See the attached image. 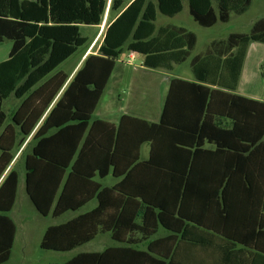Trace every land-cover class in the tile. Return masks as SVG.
<instances>
[{"label":"trees","instance_id":"1","mask_svg":"<svg viewBox=\"0 0 264 264\" xmlns=\"http://www.w3.org/2000/svg\"><path fill=\"white\" fill-rule=\"evenodd\" d=\"M250 3L187 0L203 27ZM182 9L183 0H0V42L11 41L0 61V264L16 232L7 213L18 170L9 165L29 135L24 185L39 214L59 217L97 202L48 225L39 246L70 251L101 232L116 243L60 264H264V101L234 93L248 46L264 43V17L190 57L194 32L155 25L157 11L172 17ZM106 10L96 53L69 77L59 66L87 43L80 26L106 21ZM125 50L152 69L190 58L194 80L170 79L158 122L128 114L116 125L92 121ZM11 96L20 102L8 113ZM109 174L116 182L105 185Z\"/></svg>","mask_w":264,"mask_h":264},{"label":"rangeland","instance_id":"2","mask_svg":"<svg viewBox=\"0 0 264 264\" xmlns=\"http://www.w3.org/2000/svg\"><path fill=\"white\" fill-rule=\"evenodd\" d=\"M107 14L104 15V17ZM260 17H264V0H251L249 7L241 14H235L231 12L230 18L227 22H217L215 25L211 27H203L199 25L196 21L193 20L191 15L188 12L187 0H183V9L177 13L176 15L169 17L161 14L157 11V16L155 20L156 27L164 26V25H175L182 26L187 30L194 32L197 36L196 45L192 51V54H196L198 52H203L205 50L206 45L212 39H224L231 32H248L253 23L259 19ZM103 18L101 24L97 26H105L110 19V16ZM95 25H85L82 24L80 26V32L82 35L88 38L87 43L78 49L72 56H70L65 62L61 64V68L69 72L77 61L78 57L82 53V51L86 48V46L90 43V39L93 33L96 31ZM102 31V27L99 29ZM100 35V33H99ZM98 38V37H97ZM95 39L94 43L97 41ZM98 44V41L96 42ZM11 48V41L5 39L0 42V61L7 58L9 50ZM125 59V55L122 56ZM141 55L137 57L131 64H125L124 61V72L125 76L123 77L121 82V91L120 94L123 96V102L126 104L127 102V110L132 113H140V114H152L156 107V99H157V91L158 88L162 91L164 89V83L166 81L167 75L180 76L181 78L188 79V76H192L190 68H189V60H186L183 63L174 65L172 70L166 69H150L148 70H139L135 68L136 65L139 64L141 60ZM263 58V62L260 64V68L258 69V77L261 83V86L264 87V54L261 56ZM150 69V70H149ZM116 86H114L115 89ZM109 93L104 94L103 98V106L104 110L107 105L105 101L109 100ZM117 96V95H116ZM18 104V100L11 96L4 101V108L8 113H11ZM123 104V105H124ZM116 104L113 101L112 107H115ZM28 142V143H27ZM30 138L24 144V149L20 154L23 155L25 151L30 149ZM24 143V142H23ZM18 148L16 149L17 153ZM147 150V145H144L142 148V153L145 155ZM21 161H16L14 163V167L16 169L21 167ZM20 175V185L18 190L17 204L15 208V215L17 217L19 230H18V241L25 240V254H21V249L24 248H16L14 249V256L11 262L8 264H60L71 256L76 254L79 251H89V250H101L103 247L110 245L112 240L107 234L98 235L93 241L86 243L82 246H79L70 251H52V250H44L39 246L42 232L44 228L53 223H59L67 218H69L71 212L65 213L60 217H53L51 215L42 216L35 209L31 201L29 200L25 188L23 186V170L19 172ZM92 204L89 203L85 208L90 207ZM19 254L22 257L21 262H18Z\"/></svg>","mask_w":264,"mask_h":264},{"label":"crops","instance_id":"3","mask_svg":"<svg viewBox=\"0 0 264 264\" xmlns=\"http://www.w3.org/2000/svg\"><path fill=\"white\" fill-rule=\"evenodd\" d=\"M106 26H107V24L104 27L103 26H97L96 27V31L93 33V35H92V37L90 39V43L82 51V53L78 57L77 61L75 62L73 68L71 70H69V72H67L66 70H63V68L60 67L61 65L59 66V70L68 73L69 77H71L75 73V71L81 66V64H82V62H83V60H84V58H85V56L87 54L96 53L97 48H98L99 44L102 41ZM101 27H102V31L100 32L99 29ZM99 33H100V35H99ZM96 38H97L98 44H96L97 41L94 43ZM201 53L202 52H198L196 54H192V52H191L190 57H192L194 55H197V54H201ZM263 54H264V43H261V42H251L250 43V45L248 46V49H247V53H246V56H245V59H244L243 66H242V70H241L238 86L234 90V93H236L238 95L245 96V97L254 98V99H258V100L264 101V87L261 86V83H260V80H259V77H258V73L260 71V70L258 71V69L260 68L261 62H263V58L261 57ZM123 55H125V59H123V57H122ZM139 55L140 54L125 50V51H123L120 54L119 58L115 61L114 68H113V70L111 72V75H110V77L108 79V82H107L106 87H105V89L103 91V94H102V96H101V98H100V100H99V102H98L93 114H92V121L99 119V120L110 122V123H113V124L116 125L118 123L120 117L123 114H128V115L140 117V118L146 119L148 121H152V122H158L159 121L160 115H161L162 106H163V103H164V98H165L167 90H168L169 81H170L171 78L178 77V76H176V74L169 75V76L167 75L166 81L164 83V89L161 91L160 88H158L157 99H156V105L157 106H154V108L156 107V109L154 110V112H152V114H140V113L129 112L127 110V103L128 102L126 104H124L123 96L120 94V91H121V82L120 81H122L123 77L125 76L124 61H125V64H131L135 59H137V57ZM188 60H190V58H188ZM135 68H138L139 70H148V67L143 65V56L141 57V60L139 61V64L136 65ZM150 69H152V68H150ZM157 69H159V68H157ZM161 69H163V68H161ZM191 74H192V72H191ZM179 78H181V77L179 76ZM186 80H194L193 74L190 77L188 76V79H186ZM114 86H116L115 89H114ZM106 93H109L110 96H109V100L105 101V104L107 105V107L103 110L102 109V106L104 104V102H103V98L104 97L103 96ZM113 101L116 104L115 107H112V102ZM19 102L20 101L18 100V104H19ZM18 104H17V106H18ZM29 138H30V135L25 139L24 143H22L23 138H21L18 141V145L19 146H18L17 153L15 154L13 161L9 165V167H10L13 163H16V161H18V160L21 161V164H20L21 167L17 169L18 170V186H17V193H16L15 202H14L11 210L7 213L8 216L12 219V221L14 222V224L16 226V232H15V236H14V240H13L11 256L6 262H4L2 264H8L9 262H11V260L13 259V256H14V249L16 250L17 247L18 248H24L25 247V243H24L25 240L18 241V230H19L18 221L19 220L17 219V217L15 215V208H16V204H17L18 190H19V185H20L19 172H21L22 170H23V186L25 188V185H24V177H25L24 158H25V156L28 153H30V149L28 148V150L25 151V153L23 155H21V158H20V154L23 151V149L25 148L24 144L26 143V141ZM144 145H147V150H146V154L145 155L142 153V148H143ZM148 154H149V144L148 143H144V144H142V146L140 148V158L141 159H146L148 157ZM6 171L4 172V174L6 173ZM4 174H3V176H4ZM101 181L105 185H112L113 183L116 182V178H114L111 174H109L107 177H105ZM210 186L211 187H216L215 184H213V183H210ZM91 202H92L91 206L85 208ZM96 204H97L96 200L93 199L90 202H88L79 211H74V212L73 211H68V212H71V214H70L69 218H67L66 220L74 217L75 215L79 214L80 212L92 209ZM68 212H66V213H68ZM55 218H57V217H55ZM66 220H64V221H66ZM64 221H62V222H64ZM59 223H61V222H59ZM53 224H58V223H53ZM45 228H44V230H45ZM44 230H43V232H44ZM43 232H42V235H43ZM164 233L165 232L161 230L159 235H162ZM100 234L101 235L107 234L110 237V239L112 240L111 235H110L109 232H103V233L101 232V233L97 234L93 239L89 240L87 243L93 241ZM115 244L116 243L112 240V243L110 245H107V246H111V245H115ZM107 246L103 247L101 250H89V251L90 252H100L104 248H106ZM79 252H86V251H79ZM79 252H77V253H79ZM20 253L22 255L25 254V248L21 249ZM21 254H19L18 262H21V260H22V257L20 256Z\"/></svg>","mask_w":264,"mask_h":264},{"label":"built area","instance_id":"4","mask_svg":"<svg viewBox=\"0 0 264 264\" xmlns=\"http://www.w3.org/2000/svg\"><path fill=\"white\" fill-rule=\"evenodd\" d=\"M106 17V16H105Z\"/></svg>","mask_w":264,"mask_h":264}]
</instances>
